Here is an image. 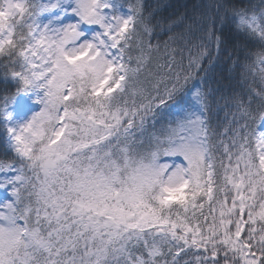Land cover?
Instances as JSON below:
<instances>
[{
  "label": "snow or ice",
  "instance_id": "1",
  "mask_svg": "<svg viewBox=\"0 0 264 264\" xmlns=\"http://www.w3.org/2000/svg\"><path fill=\"white\" fill-rule=\"evenodd\" d=\"M234 19L252 64L217 11L153 71L142 0H0V264H264V87L217 130L205 82L223 54L264 84V0Z\"/></svg>",
  "mask_w": 264,
  "mask_h": 264
},
{
  "label": "trees",
  "instance_id": "2",
  "mask_svg": "<svg viewBox=\"0 0 264 264\" xmlns=\"http://www.w3.org/2000/svg\"><path fill=\"white\" fill-rule=\"evenodd\" d=\"M122 3L132 2V0H121ZM145 7V14H151L152 25L155 26V34L152 36V43L160 44V52L152 53V63L150 69L155 71L156 65L165 62L164 41H169V49H176V59L180 61L184 56L183 63L187 65L188 44L197 42L198 33L193 36L189 31V25L195 28L194 21L201 15H216L224 17V31L232 41H239L241 45H246L241 49L233 50V56H239L241 64H252L251 56L245 59V52H256L261 48L258 41L247 39L242 32L236 31V21L234 12L240 9H246L249 12L259 10L261 0H142ZM171 27V31L169 28ZM169 37H173L169 40ZM135 54V53H134ZM233 61L221 57L209 68L205 82L210 83L215 91V99L219 101L220 109L213 117V124L217 130L222 129L231 119L232 112L235 110L232 106L233 99H243L248 101L251 97L253 110H257L260 105V99L255 95L264 84L261 83L259 76L254 75L241 67H232ZM207 65V61H205ZM195 71V70H194ZM200 77L194 78L192 83H199ZM5 81L0 76V89L5 87ZM9 89L13 88L11 81L7 82ZM227 101V104H226ZM175 111V110H174ZM225 116L228 119H225ZM243 123V122H241ZM160 125H157L159 127ZM11 152L7 150L3 142V133L0 132V159L11 157Z\"/></svg>",
  "mask_w": 264,
  "mask_h": 264
},
{
  "label": "rangeland",
  "instance_id": "3",
  "mask_svg": "<svg viewBox=\"0 0 264 264\" xmlns=\"http://www.w3.org/2000/svg\"><path fill=\"white\" fill-rule=\"evenodd\" d=\"M23 105V110H17L15 112L18 119H27L32 112L38 111L40 107L38 104H33L29 99H23ZM259 129L264 131V121L261 122ZM7 197L8 193L4 190H0V200L6 199Z\"/></svg>",
  "mask_w": 264,
  "mask_h": 264
}]
</instances>
